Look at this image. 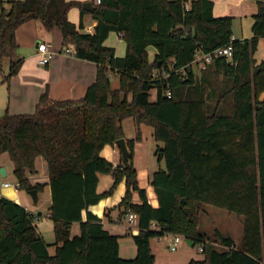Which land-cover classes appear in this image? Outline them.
Returning a JSON list of instances; mask_svg holds the SVG:
<instances>
[{"label":"trees","instance_id":"16d2710c","mask_svg":"<svg viewBox=\"0 0 264 264\" xmlns=\"http://www.w3.org/2000/svg\"><path fill=\"white\" fill-rule=\"evenodd\" d=\"M73 8L81 18L91 15L92 34L82 32L81 18L78 25L68 19ZM252 19L251 36L239 40L232 38L233 17L213 15V0H95L91 11L78 1L0 0V67L7 61L9 71L4 83L21 68L15 33L30 20L47 31L60 29L62 48L72 46L76 58L97 67L81 99L55 101L45 92L34 112L5 110L0 119V154L13 162L18 189L42 190L28 176L36 173V157L47 162L54 233V243H46L29 212L0 196V264H153L150 240L166 234L202 247L205 257L185 264H264V59L257 64L253 57L264 39V0L256 1ZM112 32L125 42L122 57L104 45ZM229 43L231 59L215 58L197 79L195 54ZM148 47L156 51L152 63ZM209 69L222 80H211ZM110 74L118 76L117 89ZM127 118L135 123L136 137L126 140L128 165L114 167L101 151L124 138ZM140 125L151 127L153 139L163 144L155 155L164 166L150 179L157 207L139 188L132 163L134 145L142 140ZM99 174L113 177L101 194ZM121 181L125 195L116 208L121 216H137L133 259L119 256V237L88 211ZM133 192L141 203H132ZM205 205L242 218L237 245L218 229L209 235L200 231ZM73 223L80 224L75 236Z\"/></svg>","mask_w":264,"mask_h":264},{"label":"crops","instance_id":"0c3cea01","mask_svg":"<svg viewBox=\"0 0 264 264\" xmlns=\"http://www.w3.org/2000/svg\"><path fill=\"white\" fill-rule=\"evenodd\" d=\"M4 1H15V0H4ZM21 1V0H19ZM67 1H78L83 4L95 3V0H67ZM214 2H213V15H214ZM84 9V8H83ZM85 10V9H84ZM87 11V10H85ZM215 16V15H214ZM80 11L77 8H73L68 13V19L78 25L80 22ZM83 33L92 34L96 22L91 18L89 13H85L81 18ZM253 23V20H252ZM252 26V24H251ZM58 28H53L50 31H47L42 24L37 20H30L23 23L15 33L16 43H17V55L20 57V54L23 49L29 48L33 49V44L37 48L38 43H46L49 46V51L51 52V59L46 65L38 64V52L37 50L32 52L25 53L26 56L20 57L22 59V65L18 73L12 76L7 83L0 84V95L5 93L6 95V106L5 109H1V114H4L5 110H8L11 114L18 113H32L35 110L36 104L38 103L39 97L41 94L47 92L48 97L51 100L61 101V100H79L81 99L86 92V89L94 82L96 78V64L90 61L81 60L75 57L73 53V47L70 46V52L65 53L66 49L62 48V35L61 31ZM251 32V30H250ZM249 36L242 37L240 39L249 38ZM233 39H239L232 36ZM239 39V40H240ZM104 45L111 47L115 50V55L122 57L125 54V42L122 37L117 33H110L107 39L104 41ZM69 51V50H68ZM149 59L154 57L156 51L152 47L147 48ZM20 53V54H19ZM6 85V90L3 86ZM3 89V90H2ZM4 110V111H3ZM3 112V113H2ZM135 124V123H134ZM140 125V131H141ZM123 127V126H122ZM124 131V130H123ZM142 136V133H141ZM125 140H129L125 137ZM136 142V143H141ZM134 145V156L135 157V147ZM109 148L110 152L109 157H105L109 162L113 164L114 167L121 163V155L119 149L114 144L113 146H105L101 151L103 154L106 149ZM162 162V161H161ZM158 162L150 175H147L145 187H140L138 180V171L136 170L137 182L139 188L145 191L148 203L157 207L158 201L153 187L150 185L151 175L154 170H157L159 167H162V163ZM164 166V164H163ZM5 169V176H0V196L8 198L17 204L23 206L31 217L32 224L35 225L38 233L45 241L44 232L46 230L40 229L39 221L41 218L40 213H36V210L40 209L45 211V216L49 218V209L51 207V190L48 184V166L47 162L43 157L38 156L34 160V174H29L28 179L32 185L40 184L42 185V190L37 191V199L34 202L32 197L29 195V191L20 190L17 187L16 178L13 175V162L10 160L7 153L0 154V169ZM109 179V180H108ZM7 183L8 186H1V184ZM101 183L105 184L107 187L106 190L100 192L99 187ZM113 183V177L110 174H99L98 175V184H97V193L101 194L107 191ZM125 195V183L121 181L116 188L114 189L112 195L102 198L97 204L92 205L88 208L92 214L96 215L101 219V224L103 228L107 230L110 234L119 237V256L123 259H133L136 255V247L133 243L132 236L138 233L137 223L129 224L127 216H121L122 210L116 208L121 199ZM132 203L139 204L141 200L137 192L132 193ZM206 214L204 211L203 215ZM215 214L214 212L212 215ZM202 217V215H201ZM82 219L85 220V211L82 213ZM51 220V219H50ZM52 222V220H51ZM201 222V218H200ZM209 232H203L205 234H210L214 229H217L215 226ZM52 233H53V224ZM200 229V226H199ZM50 233V232H49ZM80 233V224L73 223L71 227V236L78 235ZM51 235V233H50ZM164 236H170L171 240L174 234H166ZM164 236L156 238V244L152 243L150 240L151 251L154 255L153 264H185L191 259H195L194 255L189 251L188 246L184 241V246H179V249L174 251V255L171 257L164 256L161 248L157 246L158 243H164ZM54 239V233H53ZM235 242V245L238 244L239 240H236L232 237ZM48 243L47 241H45ZM166 242V239H165ZM171 242V241H170ZM168 242V245L170 244ZM53 242L48 244H53ZM132 243L134 246H132ZM180 244V243H179ZM218 246L217 244H214ZM178 248V247H177ZM48 253L53 255L55 253V246H50L48 248Z\"/></svg>","mask_w":264,"mask_h":264},{"label":"rangeland","instance_id":"374dc122","mask_svg":"<svg viewBox=\"0 0 264 264\" xmlns=\"http://www.w3.org/2000/svg\"><path fill=\"white\" fill-rule=\"evenodd\" d=\"M256 1L257 0H213L214 2V15L216 17H222V16H231L233 17L232 22V32L233 36L236 38H242L245 36H249L251 33V24H252V17L256 13ZM58 30V29H57ZM35 44H33V49L25 48L22 50L20 57L26 56L25 53L32 52L36 50L34 47ZM70 47V46H69ZM68 47V50L70 52V48ZM149 57V55H148ZM254 59L255 62L258 64L264 59V39H260L258 42V47L256 52L254 53ZM154 57L149 59V61L152 63ZM192 70L196 76L197 79L202 78L204 75L202 72H200L199 67L196 65H192ZM156 72V71H154ZM153 72V73H154ZM8 63L7 61L1 64L0 67V84H4V79L8 76ZM208 75H210L211 80H215L217 82H220L222 80V76L219 74L214 73L213 69L208 70ZM111 86L113 89H117L119 87V79L116 74H110L109 75ZM3 88L6 90L7 86L4 85ZM3 90V89H2ZM264 95H262L263 97ZM155 93L151 90V100H154ZM6 95L5 93H1L0 95V119L3 117V114H1V109H3L4 106H6ZM5 109V107H4ZM4 111V110H3ZM3 113V112H2ZM5 113V111H4ZM123 130L125 137L129 140H134L136 137V126L134 124V121L132 118H127L123 120L122 122ZM152 128L146 125L141 126V133H142V142L136 143L135 147V157H134V166L138 171V180L140 187H145L146 185V178L147 175L149 176L151 171L156 168L158 165L157 162V156L155 155L157 148H162L163 144L160 142H156L153 139L152 136ZM110 149L107 148L106 151L101 154L102 157H109ZM107 157V158H108ZM162 167H163V162ZM155 171V170H154ZM109 180V179H108ZM108 186L101 183L99 187V191L102 192L107 189ZM204 210L206 211V214L202 215L201 222H200V231L201 232H209L212 227L215 226L216 228L224 235H229L233 237L236 240H239L242 236L243 226H242V218L238 217L235 214H230L224 209L216 208L213 206H204ZM215 213L212 215V213ZM36 213L41 214V218L39 221V228L46 230L44 232L45 241L48 243H51L54 241L53 239V233H52V222L50 219H48L45 216V211H42L40 209L36 210ZM51 235H50V233ZM209 235V234H207ZM166 239V242H165ZM164 243H158L157 246L160 247L161 245L162 252L164 256L171 257L174 255V251H171L169 249L168 242L171 241L170 236H164L163 238ZM156 238H152L153 246L156 244ZM171 243V242H170ZM181 247L184 246V241L181 239L180 244ZM132 246L133 243H132ZM218 249H221L220 246H217ZM179 249V246L177 250ZM189 251L194 255L196 260H202L205 255L199 251V246L195 245L194 247H190Z\"/></svg>","mask_w":264,"mask_h":264},{"label":"built area","instance_id":"2783aa9c","mask_svg":"<svg viewBox=\"0 0 264 264\" xmlns=\"http://www.w3.org/2000/svg\"><path fill=\"white\" fill-rule=\"evenodd\" d=\"M97 3H99V0H96ZM120 37H122L121 34H119ZM37 52H38V64L39 65H46L48 64V62L51 59V52L49 51V46L46 43H38L37 44V48H36ZM65 53H69V51L66 49ZM218 57H224L227 60H230L232 57V46L231 43H229L228 45L224 46V47H220L217 48L215 50H213L210 53L207 54H202L197 52L195 54V60L193 62L194 65L199 67V70L201 69H205L206 66L208 64H210L215 58ZM167 96H169V92H167ZM1 186H8L7 183H3L1 184ZM127 216V220L129 222V224H135L137 223V216L132 213L129 212L128 214H126ZM182 237L179 235H174L172 237L171 243L169 245V249L171 251H175L179 245V243L181 242ZM199 251H202V247L199 246Z\"/></svg>","mask_w":264,"mask_h":264},{"label":"water","instance_id":"95a60500","mask_svg":"<svg viewBox=\"0 0 264 264\" xmlns=\"http://www.w3.org/2000/svg\"><path fill=\"white\" fill-rule=\"evenodd\" d=\"M83 8L87 11H91L92 10V6L90 3H85L83 4ZM115 145L117 146V148L119 149L120 155H121V162L123 166H127L128 165V158H129V150L127 148V144H126V140L125 138H120L117 139L115 141ZM0 176L4 177L5 176V169L1 168L0 169ZM29 195L32 197L33 201L35 202L37 199V191L35 189L29 191ZM185 243L188 246H193V243L188 240V239H184Z\"/></svg>","mask_w":264,"mask_h":264}]
</instances>
